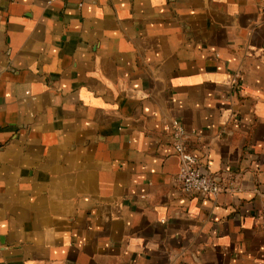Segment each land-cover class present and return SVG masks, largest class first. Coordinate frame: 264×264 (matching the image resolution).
I'll use <instances>...</instances> for the list:
<instances>
[{"label": "crops", "instance_id": "obj_1", "mask_svg": "<svg viewBox=\"0 0 264 264\" xmlns=\"http://www.w3.org/2000/svg\"><path fill=\"white\" fill-rule=\"evenodd\" d=\"M0 264H264V0H0Z\"/></svg>", "mask_w": 264, "mask_h": 264}, {"label": "built area", "instance_id": "obj_2", "mask_svg": "<svg viewBox=\"0 0 264 264\" xmlns=\"http://www.w3.org/2000/svg\"><path fill=\"white\" fill-rule=\"evenodd\" d=\"M164 132L179 159L177 181L181 190L216 196L222 185L207 168L198 163L189 146L190 133L178 120L167 121Z\"/></svg>", "mask_w": 264, "mask_h": 264}]
</instances>
